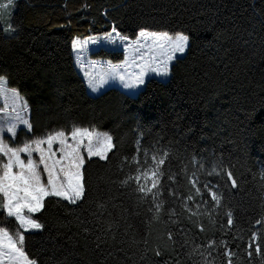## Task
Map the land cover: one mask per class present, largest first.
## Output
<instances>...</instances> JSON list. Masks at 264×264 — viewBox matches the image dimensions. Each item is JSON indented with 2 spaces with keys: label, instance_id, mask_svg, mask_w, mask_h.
I'll list each match as a JSON object with an SVG mask.
<instances>
[{
  "label": "trees",
  "instance_id": "16d2710c",
  "mask_svg": "<svg viewBox=\"0 0 264 264\" xmlns=\"http://www.w3.org/2000/svg\"><path fill=\"white\" fill-rule=\"evenodd\" d=\"M14 2L15 32L5 33L0 9V76L24 96L31 124L30 131H17L16 141L77 125L106 130L116 144L108 161L85 156L86 194L78 205L45 198L33 214L44 227L25 233L26 255L36 264H201V257L187 253L193 244L215 239L236 252L233 264H264V243L262 256L246 254L252 232L264 234L255 225L264 218V0ZM113 27L129 38L141 29L182 32L189 46L166 79L151 76L135 94L115 86L92 94L76 67L72 41ZM92 56L118 62L123 52L100 48ZM137 141L149 154L169 150L170 172L187 165L189 175L196 172L219 189L222 206L212 211L210 202L211 220L204 214L189 219L179 201L171 204L177 223L164 212L151 219L149 205L138 204L132 188L119 183L132 171L121 169V161L136 154ZM193 157L204 169L190 163ZM213 165L230 168L239 187L232 188L223 173L207 175ZM177 181L175 187L190 194L187 177L181 173ZM201 199L210 201L207 195L196 201ZM0 227L14 233L17 225L0 213ZM213 255L215 264H226Z\"/></svg>",
  "mask_w": 264,
  "mask_h": 264
},
{
  "label": "snow or ice",
  "instance_id": "6c2138e0",
  "mask_svg": "<svg viewBox=\"0 0 264 264\" xmlns=\"http://www.w3.org/2000/svg\"><path fill=\"white\" fill-rule=\"evenodd\" d=\"M13 3L14 0L0 3V9L6 10ZM4 31L12 33L16 31V28L9 24ZM101 39L110 43H116L117 39L128 42L126 47L139 54L141 59H144L145 56L148 57L144 67L159 76L168 75L170 62L175 59L177 53L185 52L190 41L189 35L182 32L170 34L169 32L145 29H141L134 40H130L128 36L117 32L115 27L111 32L105 33ZM89 42L95 44L98 39L88 37L82 40L77 37L72 41V47L79 53ZM96 63L93 61L91 65L95 67ZM80 67H84L82 62ZM117 68L119 65H109L111 74L124 81V75L116 72ZM85 75L89 77V84L95 90L97 82L92 73L86 72ZM144 75L145 72L142 68L140 74L135 78V83H125L124 86L143 85L145 83ZM103 82H105L104 77L100 76L99 83ZM4 86L5 78L0 76V94L5 91ZM12 96L14 100L21 99L14 89ZM26 107V102H22L19 111L14 109L16 111L15 119L31 130L29 121L20 115V112L25 111ZM16 130V123H11L7 129L0 128V213H5L6 218H14L17 225L14 233L10 232L7 227H0V264H36L35 260L28 258L23 249L25 233L42 230L44 227L37 219L33 218V214L43 209L47 197L59 198L69 205H78L83 201L86 194L85 153L89 159L97 157L100 160L108 161L109 154H114L116 144L112 135L108 133L99 132L94 127L90 129L73 125L70 132L66 133L63 129L55 130L42 138L25 142L21 147H11L4 142L3 133L6 131L11 134L10 138H14ZM54 144L58 145L55 150L53 149ZM43 145H47V147L45 148ZM33 152L38 154V160L33 158ZM21 153L26 154V161L21 157ZM170 155L169 150L162 152L155 150L149 154L148 150L141 149L140 142L137 141L136 154L130 159L124 157L121 161V169L128 166L132 171L119 181L120 185L132 188L138 204L147 203L149 205L147 212L153 214L151 217L153 220L159 219L161 213L164 212L169 218V223H177L173 219L178 216L177 209L171 206L176 201H179L183 210L189 213V219L204 214L208 215L211 220L210 202L211 205H214L212 211L222 206L223 196L219 189L211 182L202 183L196 172L189 175L187 165H182L177 173L170 172L166 168V165L171 163ZM5 158L6 162H4ZM190 163L198 166L201 170L204 169V164L195 157L191 159ZM181 173L187 177L188 184L191 186L188 195H183L175 187L178 182L177 177ZM222 173L226 175L232 188L239 187L230 168L213 165L207 175H221ZM205 195L210 197V201L203 199L200 202L196 201L197 197ZM191 204H195V211L190 206ZM166 205L169 206L166 208ZM98 207L103 208L104 205L101 204ZM225 215L227 216V225L231 228L234 222L231 210ZM255 225L264 227V218L256 220ZM196 226L201 232L205 230L202 224ZM84 230L85 232L89 231L87 227ZM180 231L184 230L180 229ZM168 239L170 241L174 239L172 232H168ZM97 240H101V237L98 236ZM184 243L187 245L188 241L185 240ZM262 243H264V234L252 232L246 247L249 259L252 258L253 252L257 256H262ZM97 246L99 247V245ZM214 252L222 255L226 264H233L236 252L232 250L226 240L213 239L204 244H193L187 255L189 258L201 257V264H215ZM155 255L160 256L162 253L156 249Z\"/></svg>",
  "mask_w": 264,
  "mask_h": 264
},
{
  "label": "rangeland",
  "instance_id": "374dc122",
  "mask_svg": "<svg viewBox=\"0 0 264 264\" xmlns=\"http://www.w3.org/2000/svg\"><path fill=\"white\" fill-rule=\"evenodd\" d=\"M6 2H7V0H0V3H6ZM14 6H15V2L11 6H9L6 10L1 9L2 14H3L2 21H3L5 29H7L8 25L10 24L11 14H12V10H13ZM8 15H9V17H8ZM6 18H7V22H6ZM5 33L8 34V32H6V31H5ZM104 35L105 34L79 37L82 40L85 38H88V37H94V38L98 39V42L95 44L89 42L88 44L85 45L83 51L79 52V53H77L73 49L76 67L79 70V72L81 73V75L83 76V78L86 82L88 91L92 94H97V93L103 91L104 89H106L107 87H110V86L119 87V88H121V89H123L129 93L135 94L144 86V84L134 86V87H125L124 84L125 83L134 84L135 78L140 74L142 68H143V71L145 72V75H144L145 82H146L147 78H149L151 76L158 77L160 79H166L170 75L172 63L175 61V59L178 56L183 55L187 50L186 49L184 53H177L176 54L175 59L170 62L169 73L167 76H159L156 73L150 71L149 68L144 67L145 61L148 59L147 56H145L144 59H141L139 54L134 53V51L132 49H128L126 47L128 42L120 41L119 39H117L116 43H110L106 40L101 39ZM75 38H77V37H75ZM135 38L136 37L129 38V39L134 40ZM100 48H106L109 50H117V51L120 50L123 52V59L118 61V62H112L109 59L93 57L92 52H94ZM93 61L97 62L95 67H93L91 65V62H93ZM81 62L84 64L83 68L80 67ZM110 64L111 65H119V68L116 69V72L124 75V77H125L124 81H121L117 76H113L111 74V71L109 69ZM152 66L154 67V64H152ZM86 72H91L92 76L95 78V80L97 82V87L95 88V90H93V88L90 86L89 77L85 75ZM100 76L104 77L105 82L99 83ZM5 80H6V78H5ZM4 87H5V91L2 94H0V109H2V111H0V128L7 129L11 123H16L17 124L16 133L22 127H24L27 131H30L26 125L19 123V121H17L15 119L16 111L20 110L21 103L26 102V105H27V101L25 100L24 96L20 92H18L15 88L8 86L7 82H5ZM13 89L18 92L19 97L21 98L20 100H14V98L12 96V90ZM14 109L16 111H14ZM20 115L22 116L23 119L29 121L30 115H29L28 105H27L25 111L20 112ZM29 123H30V121H29ZM96 130L99 132H102V133H108L109 134V132H107L106 130H101V129H96ZM10 136H11V134L7 133L6 131L3 133L4 142L9 144V146H11V147H21L25 143V142L24 143H18L16 141V134H15L14 138H10ZM44 136L36 137L32 140L42 138ZM32 140H29V141H32ZM29 141H27V142H29ZM43 147L46 148L47 145H43ZM57 147H58L57 144L53 145L54 150ZM57 155L59 156V153H57ZM85 156H87L86 153H85ZM21 157L24 158L26 161V154L21 153ZM33 158L38 160V154L33 152ZM4 162H6V158H5ZM41 171H42V166H41ZM45 182H46V176H45ZM28 258H29V256H28ZM29 259H31V258H29ZM31 260H33V259H31Z\"/></svg>",
  "mask_w": 264,
  "mask_h": 264
},
{
  "label": "crops",
  "instance_id": "0c3cea01",
  "mask_svg": "<svg viewBox=\"0 0 264 264\" xmlns=\"http://www.w3.org/2000/svg\"><path fill=\"white\" fill-rule=\"evenodd\" d=\"M7 80H5V82H6Z\"/></svg>",
  "mask_w": 264,
  "mask_h": 264
}]
</instances>
